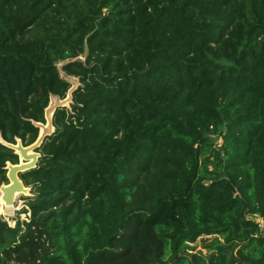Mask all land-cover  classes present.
<instances>
[{"label": "trees", "instance_id": "1", "mask_svg": "<svg viewBox=\"0 0 264 264\" xmlns=\"http://www.w3.org/2000/svg\"><path fill=\"white\" fill-rule=\"evenodd\" d=\"M61 71L0 264H264V0H0L3 140H37Z\"/></svg>", "mask_w": 264, "mask_h": 264}, {"label": "water", "instance_id": "2", "mask_svg": "<svg viewBox=\"0 0 264 264\" xmlns=\"http://www.w3.org/2000/svg\"><path fill=\"white\" fill-rule=\"evenodd\" d=\"M75 61V60H74ZM68 63V62H66ZM60 68V67H59ZM149 68H147L143 72H139L140 74H145ZM137 71V70H136ZM63 72L61 71V75ZM64 77V76H62ZM67 77V76H66ZM64 77L69 81L68 78ZM70 82V81H69ZM71 83V82H70ZM78 87V86H77ZM76 87V88H77ZM76 88H71L68 92V95L65 99L60 101H63V104H57L53 106L52 104L46 108L45 110V123H34L36 127L39 128L40 133L37 138V140L28 146H25L22 142V140L17 139L15 144L8 143L5 140H3L2 137H0V143L3 144L5 147L13 150L16 155L19 157V163L18 164H12L10 162L7 163V179L8 184H3L0 187V204L1 202H4V209L7 210L9 208H13L16 205L17 199L19 196H31V188L26 187L24 182L22 181L20 175L22 173H25L27 171L33 170L38 167V162L41 158V154L38 152L40 147L43 145L45 140L52 136L55 132V127L53 123L54 114L58 108L66 107L67 103L72 102V95ZM58 98V97H56ZM53 97H51V100ZM59 99V98H58ZM50 100V102H51ZM67 100V101H64ZM203 141L205 142H212L213 140L211 138H204ZM197 254L204 256L202 251H197ZM210 257L208 256L207 259Z\"/></svg>", "mask_w": 264, "mask_h": 264}, {"label": "rangeland", "instance_id": "3", "mask_svg": "<svg viewBox=\"0 0 264 264\" xmlns=\"http://www.w3.org/2000/svg\"><path fill=\"white\" fill-rule=\"evenodd\" d=\"M77 59H82L84 60L85 58L80 56ZM76 59V60H77ZM62 64H59V67H61ZM62 76L66 77V75L63 73ZM69 79V81L71 82V84L73 85V88H76L79 85V82L77 79L72 78V77H66ZM70 96V95H69ZM68 96V97H69ZM67 97V98H68ZM67 101V100H64ZM63 101H60V99L53 97V99L50 102V105L52 104L53 106L57 105V104H63ZM66 105V107L70 108L71 103H67L64 104ZM211 139L213 140V142H217L218 146L221 143V139H219V137H211ZM24 195L19 196V198L17 199L16 205L13 208L7 209L5 213H1L0 212V216L2 217L3 221L7 222L9 227H15L17 222H25L28 221L29 217H30V213L24 214L23 211L24 209H28L26 204H27V200H25ZM0 209H1V205H0ZM5 211V210H4ZM258 219V218H257ZM264 234V231H263ZM214 237H203L202 239H199L195 244H192L191 246L194 247L197 251H202V253L204 255H209V251H208V246L211 245V243L213 242ZM213 253V252H212ZM31 261H37L36 258L32 257ZM14 264V263H12Z\"/></svg>", "mask_w": 264, "mask_h": 264}, {"label": "built area", "instance_id": "4", "mask_svg": "<svg viewBox=\"0 0 264 264\" xmlns=\"http://www.w3.org/2000/svg\"><path fill=\"white\" fill-rule=\"evenodd\" d=\"M211 137L213 138V137H215V136L213 135V136H211ZM219 139H221V138L219 137ZM221 140H222V139H221ZM221 145H222V141H221V143L219 144V146H218V144H217V147H221ZM257 218H258V219H257ZM251 220H253L256 224H258V226L260 227L261 232L263 233V231H264V218H262V217H260V216H255V217H252Z\"/></svg>", "mask_w": 264, "mask_h": 264}, {"label": "bare ground", "instance_id": "5", "mask_svg": "<svg viewBox=\"0 0 264 264\" xmlns=\"http://www.w3.org/2000/svg\"><path fill=\"white\" fill-rule=\"evenodd\" d=\"M1 209H0V212L1 213H5V212H7L5 209H4V202H1ZM10 209V208H9ZM5 210V211H4Z\"/></svg>", "mask_w": 264, "mask_h": 264}]
</instances>
